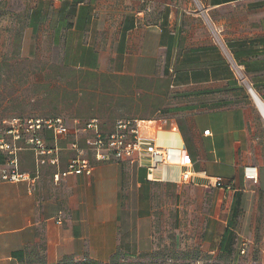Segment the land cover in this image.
Masks as SVG:
<instances>
[{"label": "crops", "instance_id": "crops-1", "mask_svg": "<svg viewBox=\"0 0 264 264\" xmlns=\"http://www.w3.org/2000/svg\"><path fill=\"white\" fill-rule=\"evenodd\" d=\"M132 1L113 20L122 2H132L21 0L24 13L29 4L26 56L74 69L169 78L174 103L160 110L164 126L154 136L147 128L140 133L184 146L192 182L181 183L179 166L148 170L143 152L134 160L90 155L91 174L61 175L74 155L71 143H84L83 134L71 127L56 139L43 129L41 154L24 135L15 160L26 180L0 178V264H107L117 252L146 254L155 247L159 204L174 207V221L184 222L204 251L230 250L232 244L221 243L226 228L256 233L264 251V143L255 127L260 116L264 129V113L250 91L264 105V0H197L218 42L185 46L174 24L176 7L166 2L156 10L155 0ZM11 158L0 153V173L10 171ZM214 177L226 186L215 187Z\"/></svg>", "mask_w": 264, "mask_h": 264}, {"label": "rangeland", "instance_id": "rangeland-1", "mask_svg": "<svg viewBox=\"0 0 264 264\" xmlns=\"http://www.w3.org/2000/svg\"><path fill=\"white\" fill-rule=\"evenodd\" d=\"M155 1L156 10L166 2L176 7L174 24L178 28L181 46L218 42L215 26L197 0ZM129 2L132 3L125 5L122 2L117 7L113 20L119 19L122 11L133 4L132 0ZM142 3L145 4V0ZM6 5L12 10L4 11ZM21 9V0H0L1 132L6 127H19L26 118L55 116L65 117L71 127H78L72 122L75 119L81 125L94 118L102 131L108 132L118 120L157 119L160 110L174 103L172 89L163 93V77L131 82L124 75L108 72L96 77L84 71L72 72L71 67H61L59 61L29 58L23 44L29 4L26 3L25 13ZM177 55L181 56V49ZM227 57L230 59L229 55ZM178 67L181 68V63ZM76 78L83 80L82 85L74 83ZM259 122L260 116H257L256 133L264 143V129H260ZM157 208L155 247L138 256L118 252L107 264H264L262 238L256 233L245 228L231 231L233 246L228 252H207L202 250L198 238L184 222L174 221L172 205L159 204Z\"/></svg>", "mask_w": 264, "mask_h": 264}, {"label": "built area", "instance_id": "built-area-1", "mask_svg": "<svg viewBox=\"0 0 264 264\" xmlns=\"http://www.w3.org/2000/svg\"><path fill=\"white\" fill-rule=\"evenodd\" d=\"M78 127H75V134H83L84 145L81 146L78 138L71 143V148L74 150V155L70 158L67 169L61 173L86 175L91 174L92 165L89 161V156H93L98 161H111L129 159L134 160V157L143 152L149 157L148 170H152L158 165H174L181 168L180 181L181 183L192 182L193 172L190 169V162L186 156L185 147H171L155 142L152 138H146L141 135V129L147 128L150 132L155 133L162 129L165 119H123L118 120L114 128L109 132H103L100 129L97 119H90L83 124L75 119L72 121ZM176 125L172 124V129ZM16 130L0 131V153H5L7 156H12L10 171L4 169L0 173L1 179L19 181L26 180L24 173L18 171L17 161L15 156L18 150L16 141L22 139L26 135L27 143L34 146L39 153L44 151L43 140L39 132L43 129L51 130L56 139L64 138L71 133V125L69 121L62 116L52 118H26V121L15 128ZM209 130H205L204 134H208ZM54 178L59 179V174H55ZM212 183L215 187L224 188L225 182L221 177L212 178Z\"/></svg>", "mask_w": 264, "mask_h": 264}, {"label": "trees", "instance_id": "trees-1", "mask_svg": "<svg viewBox=\"0 0 264 264\" xmlns=\"http://www.w3.org/2000/svg\"><path fill=\"white\" fill-rule=\"evenodd\" d=\"M61 67H64L65 65H60ZM70 71L72 72H76V71H84L85 73H88V74H91L92 76H98V75H103L105 73H102V72H96V71H90V70H83V69H79V70H75L74 68H69ZM126 78H128L131 82L135 81L136 79H144V80H150L152 78H147V77H143V76H134V75H124ZM74 83L76 84H79V85H82L83 83V80H78L77 78L73 80ZM162 81V84L163 86L165 87V90L163 91L164 94H167L168 93V89H169V86H170V80L169 78H166V77H163V79L161 80ZM156 110H159V108L157 107ZM56 117V116H55ZM100 126V125H99ZM101 129V128H100ZM102 131V129H101ZM104 132V131H103ZM109 132V131H108ZM231 231L226 228L224 230V233H223V236H222V239H221V243L227 241V243L229 245H231ZM231 249V248H230ZM229 251V250H228ZM227 251V252H228ZM118 253V252H117ZM116 253V254H117ZM114 254V255H116ZM114 255L110 258V260L114 257ZM88 263L90 264H99L98 262L96 261H93V260H88L87 261ZM87 262L83 263V264H87Z\"/></svg>", "mask_w": 264, "mask_h": 264}, {"label": "bare ground", "instance_id": "bare-ground-1", "mask_svg": "<svg viewBox=\"0 0 264 264\" xmlns=\"http://www.w3.org/2000/svg\"><path fill=\"white\" fill-rule=\"evenodd\" d=\"M251 92H252V95L255 94L253 90H251ZM255 99H256V101H257V103H258L260 109H261L262 112L264 113V105H263V103L258 99V97H256Z\"/></svg>", "mask_w": 264, "mask_h": 264}, {"label": "water", "instance_id": "water-1", "mask_svg": "<svg viewBox=\"0 0 264 264\" xmlns=\"http://www.w3.org/2000/svg\"><path fill=\"white\" fill-rule=\"evenodd\" d=\"M251 91V90H250ZM253 96H254V98H256V95L255 94H253Z\"/></svg>", "mask_w": 264, "mask_h": 264}]
</instances>
